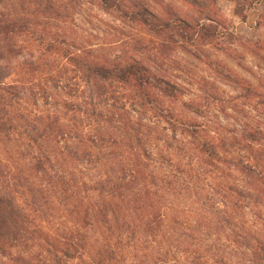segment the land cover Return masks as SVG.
<instances>
[{
    "label": "rangeland",
    "instance_id": "1",
    "mask_svg": "<svg viewBox=\"0 0 264 264\" xmlns=\"http://www.w3.org/2000/svg\"><path fill=\"white\" fill-rule=\"evenodd\" d=\"M146 1L162 18H174L169 9L188 20L198 15L185 0ZM213 10L220 36L190 44L175 35L163 47L101 0H0V12L31 13V29L0 44L11 72L3 85L20 93L1 91L19 100L3 104L12 127L0 131V171L11 175L19 203L32 199L24 190L39 197L37 216L57 244H81L89 262L100 256L102 264H215L222 254L230 264H251L248 244L264 241V187L257 191L230 161L249 155L232 144L264 147L251 140L264 136V47L256 44L264 40V4L245 9L244 18L231 0ZM147 57L177 87L164 103L140 106L134 86L87 79L89 63ZM182 122L226 143L228 152L218 151L229 163L207 164ZM230 185L251 196L239 209L238 192L225 191ZM20 255L51 263L36 243L14 239L2 264Z\"/></svg>",
    "mask_w": 264,
    "mask_h": 264
},
{
    "label": "trees",
    "instance_id": "2",
    "mask_svg": "<svg viewBox=\"0 0 264 264\" xmlns=\"http://www.w3.org/2000/svg\"><path fill=\"white\" fill-rule=\"evenodd\" d=\"M185 1L197 9L198 15L195 18L190 20L183 18L173 9H169L170 14L174 17L173 19L162 18L150 8L146 0H101L102 5L105 6L106 9H109L112 12L116 11L123 19L140 25L147 30L152 37H155L158 40L161 39L162 41L159 45L163 47H165L169 40H174L175 35H177L176 39L180 37L183 42L192 44L195 43V40L198 38L205 43L210 37H216V35L220 36L223 33L222 31H219L216 16L212 15V11L216 8L218 0ZM231 1L236 3V14L242 18H244V10L248 7L252 8L256 3L264 4V0ZM47 5L50 9L53 8L52 3L47 2ZM10 11L12 10L10 9ZM30 15V11H27L26 13L0 12V44L7 42L12 43L19 37V35H22L25 31H29L31 29V24L29 20L30 17L28 16ZM62 43L63 41H59V44ZM256 44L263 48L264 40H259ZM46 45L48 52L55 49L54 42H49ZM65 53L67 54L68 52ZM77 58L78 57H73L71 60L73 61V59H76L80 65H83V63L77 60ZM151 60V58L147 57L141 59L133 58L126 62L106 61L100 63L96 61L95 63H89L85 65L87 69L85 70L89 73L87 74V79L89 81L91 78H94L97 81H104L106 83L115 82L134 86L139 93L143 95V97L140 98V102H138V105L140 106H145V103L148 105V103L152 104L153 102L158 101L164 103L165 101H163V99L168 95V92L173 93L177 87L171 83V80L167 78L165 73H156ZM157 62L160 61L157 60ZM9 65V63H1L0 60V131H7L6 133H9L12 126L8 125L6 122V120L10 121V117L3 104L18 101L19 99H9L6 95L4 97L1 94V91L4 90V92L15 97L20 95L17 85H3L5 79L11 75ZM156 91H159V97L155 94L157 93ZM248 91H250L249 95L254 93L251 88L248 89ZM49 121H51V123L49 124L48 129L45 130L46 133H49L52 130L53 125L58 122L57 119ZM182 127L187 133H189L194 142H197L201 153L206 157L205 161L207 164L219 165L224 162L229 163L225 157L220 156V152L218 151V147H222L224 151L228 152L225 149L226 143L219 145L212 139L201 138L199 130L201 124L182 122ZM41 137L42 135L37 136L36 142H38ZM260 139H263L264 141V136L262 138H254L251 140L259 141L260 143ZM239 145L240 147H243L249 155L245 157V159H240L241 161L239 162L230 161V163H235V166H238L239 168L238 171L241 172L243 177L251 183L250 185L255 187L257 191H260L261 188L264 187V147L256 149L246 141L237 145L232 144V147H238ZM259 145L262 144L260 143ZM43 161L44 160L41 158L37 159L40 169H44ZM219 169L223 170L224 168ZM47 170L51 171L49 168H47ZM5 175L10 174H4L0 171V178L3 177L4 179H7V176ZM13 186L14 184L9 180L8 183H1L0 181V264L3 263L2 257L5 256L8 243L12 242L14 239H19L21 242L32 241L39 245L42 251L48 253L51 262L50 264H102L100 256H98V260L96 258L89 262L85 257L86 248L81 244H76L74 242L57 244L53 239V234L50 233L48 227L45 226L42 220L37 216L38 212H40V208L38 207L39 197L30 189L27 191L24 190L25 194L28 192L32 193V199L30 201L19 203L15 197V191L18 187L14 188ZM232 190L238 192V196L234 194L237 198L232 200V205L235 209H239L242 207V201L247 200L251 196L248 191L238 190L237 188L233 189L232 185L226 187L225 191H228L227 194L231 195L230 191ZM102 222L105 225L109 224V232L111 236L114 237V231L110 225L111 221L108 217L104 216ZM87 225H90V223L87 222ZM239 237L244 240L247 239V237H242V235H239ZM117 238H121L122 240V236L120 235H117ZM248 247L251 249V264H264V241L257 238L254 244L249 243ZM79 252L82 254H79ZM106 252L108 258L115 257L114 250H106ZM201 256L202 254L199 256L196 255L195 258ZM33 260L36 264L45 263L41 262L43 260L38 258V255H20L16 259V264L17 262L18 264H35ZM158 264H168V262L162 261ZM204 264L210 263L206 262ZM215 264H230L229 256L224 254L220 255Z\"/></svg>",
    "mask_w": 264,
    "mask_h": 264
}]
</instances>
